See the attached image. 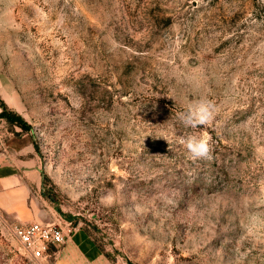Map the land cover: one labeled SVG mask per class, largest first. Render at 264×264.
<instances>
[{"label": "rangeland", "instance_id": "1", "mask_svg": "<svg viewBox=\"0 0 264 264\" xmlns=\"http://www.w3.org/2000/svg\"><path fill=\"white\" fill-rule=\"evenodd\" d=\"M0 98L41 172L29 220L0 209V264H264V0H0ZM33 223L68 234L46 259Z\"/></svg>", "mask_w": 264, "mask_h": 264}, {"label": "crops", "instance_id": "2", "mask_svg": "<svg viewBox=\"0 0 264 264\" xmlns=\"http://www.w3.org/2000/svg\"><path fill=\"white\" fill-rule=\"evenodd\" d=\"M40 185V162L31 143L0 133V209L19 221L29 220L28 196ZM63 252L69 253L65 248Z\"/></svg>", "mask_w": 264, "mask_h": 264}, {"label": "clouds", "instance_id": "3", "mask_svg": "<svg viewBox=\"0 0 264 264\" xmlns=\"http://www.w3.org/2000/svg\"><path fill=\"white\" fill-rule=\"evenodd\" d=\"M215 118L214 102L207 97L189 103L187 108L177 114V119L186 128L196 129L211 126ZM181 144L193 160L214 159V148L211 137L205 135H189L181 140Z\"/></svg>", "mask_w": 264, "mask_h": 264}, {"label": "built area", "instance_id": "4", "mask_svg": "<svg viewBox=\"0 0 264 264\" xmlns=\"http://www.w3.org/2000/svg\"><path fill=\"white\" fill-rule=\"evenodd\" d=\"M14 235L36 260L46 259L50 256V247L64 245L68 236L61 226L37 223L16 227Z\"/></svg>", "mask_w": 264, "mask_h": 264}, {"label": "trees", "instance_id": "5", "mask_svg": "<svg viewBox=\"0 0 264 264\" xmlns=\"http://www.w3.org/2000/svg\"><path fill=\"white\" fill-rule=\"evenodd\" d=\"M0 109H1L0 118H3L9 123H12L20 127V129H22L23 131L30 130V126L26 123V121L20 115L9 111L4 101L1 98H0Z\"/></svg>", "mask_w": 264, "mask_h": 264}]
</instances>
